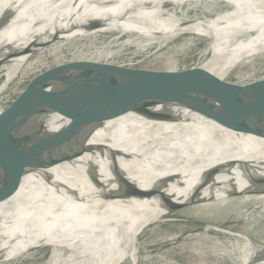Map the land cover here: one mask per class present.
<instances>
[{
    "label": "bare ground",
    "instance_id": "6f19581e",
    "mask_svg": "<svg viewBox=\"0 0 264 264\" xmlns=\"http://www.w3.org/2000/svg\"><path fill=\"white\" fill-rule=\"evenodd\" d=\"M213 3L228 10L211 19H175L167 14L186 4ZM190 31L210 42L212 59L226 61L225 68L241 58L262 55L264 0H0V74L5 77L0 94L27 65L70 57L68 62L77 63L67 76H82L92 69L85 63L110 61L105 51L145 53L154 46L161 50ZM102 35L100 43L91 42ZM78 42H84L79 50ZM98 47L104 55L95 51ZM203 68L217 72L208 64ZM223 85L214 87L193 110L169 108L156 121L131 114L115 119L88 141L106 151L69 163L37 168L41 161L20 142L19 156L33 168L19 176L12 167L3 172L1 165L8 157L0 150V185L19 177L14 194L0 202V262L36 241L48 245L46 264H136L138 259L131 261L130 254L137 253L139 235L157 216L189 201L243 190L245 183L264 173V138L208 119L213 108L224 106L218 96ZM248 92L264 105L263 96ZM72 102L21 107L37 117L45 145L54 154L74 148L91 114L68 110ZM234 116L241 119L242 114L236 111ZM183 150V164L189 154L200 159L176 171L164 170L170 157ZM109 153L142 196H131L107 170ZM89 161H94L98 174L86 178L80 168Z\"/></svg>",
    "mask_w": 264,
    "mask_h": 264
},
{
    "label": "water",
    "instance_id": "95a60500",
    "mask_svg": "<svg viewBox=\"0 0 264 264\" xmlns=\"http://www.w3.org/2000/svg\"><path fill=\"white\" fill-rule=\"evenodd\" d=\"M212 58L210 51L209 57L195 66L161 70L141 69L111 61L87 62L85 67L90 65L92 69L82 76H67L77 63L68 62L70 60L68 59L41 71L31 77L14 98L0 108V124L4 127L0 130V150L8 157L1 165L3 172L12 167L21 176L33 168L19 156L20 142L24 143L35 159L41 161V165L37 167L41 169L72 162L85 154L106 151L101 147L88 145V141L96 131L108 123L128 114L156 121L169 108L193 110L210 95L214 87L225 84L234 69L244 68L252 63L250 60L244 64L245 60H240L225 68L226 61L216 62ZM204 64L214 67L217 74L203 68ZM221 71H226L224 78L218 75ZM243 90L222 95L221 103L224 104L223 108L226 107L228 110L215 107L208 119L230 130L264 138V105L251 93H246L255 91L264 97V80L254 79ZM22 100L46 104L82 101L91 103L93 110L74 148L69 153L58 155L47 149L45 134L37 117L16 106V102ZM236 111L242 114L241 119L235 118ZM213 116L215 117L211 118ZM114 155L121 156L119 153ZM109 157L111 162L107 170L115 174L119 183L131 193V196H142L143 191L129 183L116 167V161L112 159L111 154ZM80 169L82 176L86 178L98 174L94 161H89ZM18 179L19 177H15L0 185V202L14 194L19 186ZM229 196L235 195L231 193ZM193 204L196 202L189 201L175 210ZM262 263L259 261L251 264Z\"/></svg>",
    "mask_w": 264,
    "mask_h": 264
},
{
    "label": "rangeland",
    "instance_id": "374dc122",
    "mask_svg": "<svg viewBox=\"0 0 264 264\" xmlns=\"http://www.w3.org/2000/svg\"><path fill=\"white\" fill-rule=\"evenodd\" d=\"M226 10L228 9L222 3L200 4L196 7L186 4L174 8L173 11H167V14H172L175 19H211ZM235 21L242 20L237 18ZM195 33L200 35V32ZM197 35L194 31L184 33L171 39L161 50L154 46L145 53H138L134 49L117 53L105 51V56L110 54V61L115 64L148 70L191 67L206 60L210 54V42L198 39ZM103 38L104 35L93 37L91 42L100 43ZM81 43L84 42H78L76 49L82 47ZM95 51L103 52L101 47ZM212 55L214 56V52ZM37 57L34 56V59ZM54 60L55 58H52L40 65L24 66L0 94V108L11 101L31 77L60 63H55ZM240 60H245L244 64L250 60L252 63L231 72L218 94L219 98L226 93L246 89L254 79L264 80V53L238 61ZM1 75L2 73L0 85L5 82L4 75L2 78ZM224 76L223 74L222 78ZM32 103L38 101L22 100L16 102V106L21 108ZM68 105V110L79 113H91L93 110V105L87 102L73 101ZM186 154L187 150H183L171 156L164 170L176 171L200 159L194 154H189L183 164ZM242 189L234 193L235 196L200 200L178 211L157 216L139 235L138 254L131 252L130 260L138 259L136 264H251L259 261L264 264V173L259 172L257 177L245 183ZM48 255V245L31 241L0 264H46Z\"/></svg>",
    "mask_w": 264,
    "mask_h": 264
}]
</instances>
